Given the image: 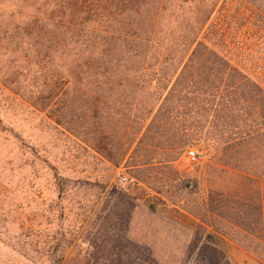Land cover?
<instances>
[{"label":"rangeland","instance_id":"1","mask_svg":"<svg viewBox=\"0 0 264 264\" xmlns=\"http://www.w3.org/2000/svg\"><path fill=\"white\" fill-rule=\"evenodd\" d=\"M59 1L0 0V264H103L106 257L96 250L115 245L135 252L131 264H203L198 251L191 252L199 220L186 210L208 205L210 191L227 189L232 175L217 169L220 155L191 147L197 159L183 154L172 167L180 179L158 194L133 179L124 163L112 164L85 142L81 103L74 107V131L56 123L55 110L69 106L61 93V102L51 101L54 72L68 71L62 70L65 51L55 53L47 33ZM196 1H167L160 44L183 39ZM220 9L230 57L242 58L264 86V0H220L214 17ZM92 89L100 98L99 130L113 141L109 147L116 154L132 151L129 140L146 129L134 110L143 116L147 97L161 91ZM257 146L234 164L264 180V141ZM114 205L124 215L108 219ZM223 264L264 263L230 242Z\"/></svg>","mask_w":264,"mask_h":264},{"label":"trees","instance_id":"2","mask_svg":"<svg viewBox=\"0 0 264 264\" xmlns=\"http://www.w3.org/2000/svg\"><path fill=\"white\" fill-rule=\"evenodd\" d=\"M167 1L60 0L56 4L54 24L47 33L53 51H65L62 70L68 71L54 72L51 101L55 105L64 97L69 106L63 104L53 117L66 131H74V107L81 103L78 119L85 142L112 164L124 163L133 179L158 194L167 193L169 185L180 179L172 167L189 148L220 155L217 169L233 178L227 189L210 191L208 205L186 210L199 220L191 252L197 250L203 264H223L231 242L264 263V180L234 164L264 141V86L247 73L242 58L230 57L222 9L214 17L220 0H199L183 39L173 46L160 44L157 34L169 13ZM90 85L107 92L137 93L148 87L161 91L147 97L150 106L143 116L134 110L133 118L146 129L129 140L132 151L116 154L109 147L112 138L98 126L100 98ZM138 98L132 97L133 105ZM159 168L170 172L159 178L152 174ZM115 215H124L117 205L107 217ZM119 247L96 251L106 257L103 264H131L135 252L124 253Z\"/></svg>","mask_w":264,"mask_h":264},{"label":"built area","instance_id":"3","mask_svg":"<svg viewBox=\"0 0 264 264\" xmlns=\"http://www.w3.org/2000/svg\"><path fill=\"white\" fill-rule=\"evenodd\" d=\"M186 156L192 160H196L197 159V155H196V152L193 151V150H188L186 152Z\"/></svg>","mask_w":264,"mask_h":264}]
</instances>
